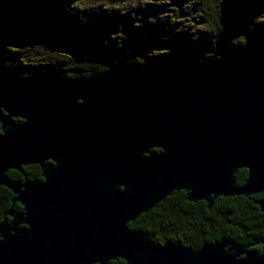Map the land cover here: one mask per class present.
<instances>
[{
	"label": "water",
	"instance_id": "1",
	"mask_svg": "<svg viewBox=\"0 0 264 264\" xmlns=\"http://www.w3.org/2000/svg\"><path fill=\"white\" fill-rule=\"evenodd\" d=\"M28 165L42 180L8 178ZM0 186L13 194L0 264H264V239L261 253L231 232L194 250L128 229L173 192L211 209L264 191V60L117 63L76 79L0 63Z\"/></svg>",
	"mask_w": 264,
	"mask_h": 264
},
{
	"label": "trees",
	"instance_id": "2",
	"mask_svg": "<svg viewBox=\"0 0 264 264\" xmlns=\"http://www.w3.org/2000/svg\"><path fill=\"white\" fill-rule=\"evenodd\" d=\"M88 1L0 0V63L16 67L21 77L53 74L76 79L117 63L151 65L198 55L217 61L264 60V0H171L159 13L153 6L144 7L151 16L144 19L112 7L110 0L93 7ZM190 22L193 33L183 26ZM38 47L49 48L55 58L35 62L31 53ZM243 172L236 174L238 185ZM7 176L34 181L41 171L28 165ZM12 197L0 186V221ZM262 197H219L208 209L205 203L178 195L174 202H160L142 214L138 223L130 222L128 229L149 234L157 245L169 239L194 250L230 232L235 241L254 244L264 235V213L256 205ZM14 209L21 206L15 204Z\"/></svg>",
	"mask_w": 264,
	"mask_h": 264
},
{
	"label": "rangeland",
	"instance_id": "3",
	"mask_svg": "<svg viewBox=\"0 0 264 264\" xmlns=\"http://www.w3.org/2000/svg\"><path fill=\"white\" fill-rule=\"evenodd\" d=\"M106 1L107 0H89L87 4L91 5L92 7H93V5L94 6H96V5H102L103 6L102 3L106 2ZM170 1L171 0H110L109 2L112 3V7H114V8H119L120 10L126 9V10L134 13V15L138 19L139 18L144 19L146 16L151 17V16H149V11L148 12L145 11L148 5H150L149 9H151V7L153 6L152 11H154L155 13H159L160 12L159 9L163 8L164 5L170 3ZM144 7H146V8H144ZM101 9L97 7L98 11H100V12L104 11ZM150 15H151V12H150ZM165 16H167V15H165ZM165 16H163V17H165ZM176 17L177 16H175V20H177ZM182 19H185V18H182ZM178 21H180V20H178ZM190 24L193 25L194 23L193 22L186 23L183 26L185 27L186 30H190L193 33L195 31V28L193 26V28L191 29ZM31 55H32V59H34L35 62H41V63H46V62L51 61L55 58V53L53 51L49 50V48H44V47H38V49H36V51H32Z\"/></svg>",
	"mask_w": 264,
	"mask_h": 264
},
{
	"label": "flooded vegetation",
	"instance_id": "4",
	"mask_svg": "<svg viewBox=\"0 0 264 264\" xmlns=\"http://www.w3.org/2000/svg\"><path fill=\"white\" fill-rule=\"evenodd\" d=\"M155 151H157V152H159L160 150H155ZM35 166H37V167H39L38 165H35ZM40 169V168H39ZM245 171V172H243V181H242V183L241 184H243V182L245 181V179H246V177H247V170L246 169H239L237 172H236V174L239 172V171ZM41 171V170H40ZM37 180H42V178L40 177V179H37ZM240 184V185H241ZM264 194V191L262 192V193H259V194H255V195H252V196H257V195H260V196H262ZM178 195H183L184 196V198H185V193L183 192V191H179V192H173L172 193V195H170L169 197H167L164 201H167V202H169V201H175V200H177V197H178ZM252 196H250L249 198H251ZM186 200V199H185ZM262 200H264V197H262V198H260L259 200H256V205L258 206V204H257V202H259V201H262ZM164 201H162V202H164ZM192 203V202H191ZM196 203H205L204 201H198V202H196ZM206 204V203H205ZM258 208H259V206H258ZM260 211V210H259ZM261 212V211H260ZM138 219V218H137ZM137 219H135L134 221H132L131 223H138V221H137ZM132 232L133 233H135L139 238H140V240H145V239H148L149 238V234H147V233H142V232H139V231H137V230H135V231H133L132 230ZM264 239V235L262 236V237H260L254 244H249V243H241V242H238V241H236L237 243H239V244H242V245H249V248H248V250H250V251H254V252H257V253H261L262 252V245H261V240H263ZM149 240V239H148ZM234 240V239H233ZM167 243H173V244H176L174 241H171V240H165L164 242H159L158 244H159V246H162V245H164V244H167ZM252 248H255L254 250L252 249Z\"/></svg>",
	"mask_w": 264,
	"mask_h": 264
}]
</instances>
